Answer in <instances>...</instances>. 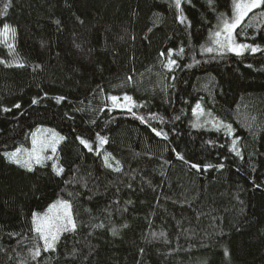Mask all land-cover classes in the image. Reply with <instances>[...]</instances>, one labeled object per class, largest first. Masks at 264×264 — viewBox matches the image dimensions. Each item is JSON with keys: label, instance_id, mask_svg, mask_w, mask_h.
I'll return each mask as SVG.
<instances>
[{"label": "trees", "instance_id": "obj_1", "mask_svg": "<svg viewBox=\"0 0 264 264\" xmlns=\"http://www.w3.org/2000/svg\"><path fill=\"white\" fill-rule=\"evenodd\" d=\"M6 2L0 29L16 35L14 51L0 42V264H37L31 217L58 197L77 201L80 226L39 264H264V6L237 29V42L261 51L238 56L204 50L233 0H181L184 24L173 0H11L4 14ZM168 49L171 70L160 56ZM124 94L131 112L108 99ZM197 103L211 117L205 127H194ZM41 126L66 138L60 177L52 161L29 172L2 155L29 148ZM236 137L243 159L230 150ZM109 153L122 171L105 167Z\"/></svg>", "mask_w": 264, "mask_h": 264}, {"label": "snow or ice", "instance_id": "obj_2", "mask_svg": "<svg viewBox=\"0 0 264 264\" xmlns=\"http://www.w3.org/2000/svg\"><path fill=\"white\" fill-rule=\"evenodd\" d=\"M190 3L191 0H188ZM211 2V0H210ZM173 5L178 12L177 20L179 23L184 24L187 21V17L183 14V9L181 6V0H173ZM11 6V0H7L4 4V14H6L7 9ZM261 6H264V0H233V11L232 16L230 18H226L224 14L220 16V23L217 25V30L212 33V44L215 47H207L204 50L208 53H212L214 51L219 50L223 52L227 50L228 52H232L238 56L243 55L246 51H250L251 53H256L261 51L259 45H252L247 43H239L237 42V29L240 28L246 17L249 16V13H252L254 9H258ZM83 23V21H80ZM57 25L60 24V21H55ZM16 29L12 28L8 24H4L3 28L0 29V42L7 43L9 36L15 37ZM7 47L14 51V44L7 43ZM76 47H80V45H76ZM183 48L180 49V53H183ZM173 49H168L167 54L165 52H161L160 56L167 58V63L164 64V67L171 70L173 65H176V60L172 59ZM0 63H4V61L0 60ZM12 66V65H7ZM16 67L23 68L25 65L23 63L17 62ZM40 65H36V68H39ZM129 81L132 80V77L129 76L127 78ZM103 91V90H101ZM64 97H56L57 102L63 100ZM108 99L111 101L112 108H124L129 112L132 111V107L136 106L133 102V98L127 94H124L122 97L123 102H121V97L116 95L108 96ZM38 101L36 99L32 100L33 104H36ZM14 107L19 108L20 105L16 104ZM5 111H10V109H4ZM199 110V114H203V109L199 103L196 104L193 109L194 113ZM135 115V113H133ZM142 122H144L143 117H138ZM178 119V117H177ZM95 123V121H92ZM200 125H194V127H199ZM217 129L223 127L226 133L229 136L233 135V128L230 124H223L222 122L216 125ZM155 135L160 137L162 136L164 139H167V134L162 131H156ZM66 138L57 134L54 130L51 129H37L35 132L31 133V147L25 148L23 146L15 148L13 151H5L2 153L3 157L12 164H16L22 168H25L27 171L32 172L35 170V166L44 167L47 161H52L51 168L54 174L57 177L62 176L65 173V169L62 165L59 164V155L57 151V146ZM96 139L99 142V145H104L108 143L106 137L100 136L98 133L96 135ZM238 137L232 139L231 143V151L237 156L243 159V154L238 146ZM77 140L81 145L84 146L89 152L93 151V144L80 136H77ZM175 151V150H174ZM51 153L50 155H46V153ZM99 154V153H98ZM177 158L184 161L185 158L183 155L177 154ZM110 159L114 160L115 158L111 156V154L104 155V164L105 167L113 169L116 172L122 171L120 166V162H115V167L112 163H110ZM189 163L188 161H185ZM190 167L195 169L197 172L202 170V166L198 163H190ZM216 167L217 170L223 169L224 164L220 163L218 165L206 164L203 165V170L207 171L209 168ZM255 170V169H253ZM66 184L71 183L70 181H65ZM87 186L86 183L84 185ZM130 187V185H129ZM256 187H260V185H256ZM68 195L70 197L74 196V193L69 192ZM118 203V202H117ZM128 203H131L129 201ZM241 203H243L241 201ZM87 211V210H85ZM78 211H77V201L73 199H64L63 197H58L54 202H52L44 213H33L31 217V228L29 231L33 233L34 238L37 243L34 244L33 247L28 248V254L30 256L31 261L37 262L39 264V258L42 256V252H56L57 245L61 241V237L65 234L76 233L80 226L78 222ZM95 228H104L105 225L103 223L92 225ZM128 225H123V227H127ZM110 231L112 235H118V232L115 228H111ZM18 233H8L10 238H15L18 236ZM155 235V233H153ZM160 235H164V233H160ZM21 242L18 240L17 244L19 245ZM0 251H5V249L0 248ZM15 251V249H14ZM143 252V249L140 250ZM72 255H75V250ZM225 255H228L227 250H225ZM11 259V257H9ZM18 264H29L27 260L18 261Z\"/></svg>", "mask_w": 264, "mask_h": 264}, {"label": "rangeland", "instance_id": "obj_3", "mask_svg": "<svg viewBox=\"0 0 264 264\" xmlns=\"http://www.w3.org/2000/svg\"><path fill=\"white\" fill-rule=\"evenodd\" d=\"M13 40H14V37H11V36H9V38H8V40H7V43H11V44H13ZM6 46H7V43H5V42H3ZM195 123H196V125H203V126H201V127H205V126H207V125H209V124H211L212 123V121H211V117L207 114V113H203V114H199V112H198V115L196 114V119H195ZM39 129H42V130H44V129H50V128H48V127H44V126H41V127H38ZM37 128V129H38ZM36 129V130H37ZM52 130V129H51ZM58 134V133H57ZM61 136V135H60ZM59 146V145H58ZM31 147V146H30ZM29 147V148H30ZM47 154H51L50 152L49 153H46V155Z\"/></svg>", "mask_w": 264, "mask_h": 264}]
</instances>
